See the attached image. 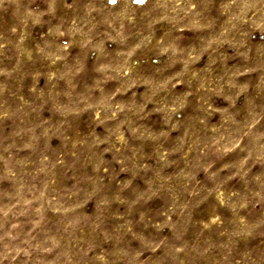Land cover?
<instances>
[{
    "label": "rangeland",
    "instance_id": "obj_1",
    "mask_svg": "<svg viewBox=\"0 0 264 264\" xmlns=\"http://www.w3.org/2000/svg\"><path fill=\"white\" fill-rule=\"evenodd\" d=\"M0 264H264V0H0Z\"/></svg>",
    "mask_w": 264,
    "mask_h": 264
}]
</instances>
